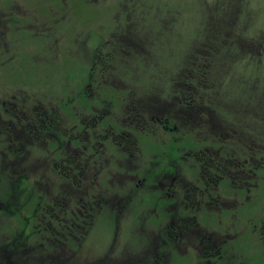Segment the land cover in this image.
I'll use <instances>...</instances> for the list:
<instances>
[{
    "label": "rangeland",
    "instance_id": "374dc122",
    "mask_svg": "<svg viewBox=\"0 0 264 264\" xmlns=\"http://www.w3.org/2000/svg\"><path fill=\"white\" fill-rule=\"evenodd\" d=\"M0 24V100L27 93L50 111L56 106L77 130L83 116L111 107L114 118L97 131L113 125L118 134L116 119L129 121L138 102L146 109L171 104L180 113L181 80L200 66L196 83L214 117L249 132L242 133L247 143L236 141V156L258 165L255 173L249 168L256 176L243 183L227 176L215 189L199 180L196 155L214 139L194 123L187 129L176 121L174 130L171 122L149 120L155 130L133 128L136 138H122L135 160L113 138L103 139L101 179L115 202L89 229L80 263L264 264V160L249 151L264 143V0H0ZM101 61L107 81L92 77ZM96 142L85 144L82 159L97 152ZM183 179L196 183L200 196L184 197ZM178 212L221 235L219 253L199 254L174 230ZM8 216L0 215V238L15 236Z\"/></svg>",
    "mask_w": 264,
    "mask_h": 264
},
{
    "label": "trees",
    "instance_id": "16d2710c",
    "mask_svg": "<svg viewBox=\"0 0 264 264\" xmlns=\"http://www.w3.org/2000/svg\"><path fill=\"white\" fill-rule=\"evenodd\" d=\"M107 68L105 61L95 63L92 67V77L98 75L101 81H107L109 75ZM198 70L200 66L196 70L194 66L188 72L191 76L181 80L183 98L179 104L183 107L180 113L175 111L171 104L169 106L163 104L162 109H159L160 106L146 109L145 102H138L133 108L135 110L131 111L133 117L129 116V121L126 120V116L119 113L123 116L119 117L120 120L116 119V124H120L123 132L118 134L113 125L111 128L107 127L106 133L97 131L104 126L103 121L106 118H114L109 116L112 114L111 107L97 112L95 108L94 116L88 114L83 116L77 130L76 125L66 126L64 116L56 106L51 104L50 111L29 94L23 95V102H26L25 114L29 116L23 126L24 132L15 131L13 125L7 126L5 119L0 118V127L7 126L2 129L0 135V215L7 213L9 215L7 218L15 221L10 224L15 229L14 238L19 240L23 234L31 232L33 223L31 221L36 220L38 225L34 232L45 237V248L43 250V246H40L39 252L43 251L47 264H98L97 261L80 263L77 253L84 245L85 237L94 221L106 207L113 206L115 202L111 200L110 190L102 184V170L105 167L103 155L106 150L102 140L113 138L119 148L128 152L132 160H135L136 154L127 150L122 136L131 142V139L136 138L133 128L155 130L156 128L147 124L149 120L166 124L171 122L170 126L174 130H178L176 121L187 129L194 123V127L200 128L203 137L210 136L214 139L210 146L196 153L202 165L201 178L209 185L208 187L217 188L216 184L221 182L220 179L227 176L235 183L246 177H249L251 182L252 177L256 176L254 173L258 165L249 167L246 160L236 156L235 148L236 141L239 143L249 141L242 135L246 132L249 137V132L238 128L239 125H230L229 121H226L228 125H225L214 117L217 115L209 108L204 93L200 92L196 83L202 82L199 72L194 73ZM29 99H32L33 104H28ZM7 103L9 106L10 102ZM170 110L173 111L172 114L168 113ZM10 111L16 112L15 108H11ZM129 128H132L131 131H127ZM250 135L257 137L258 133L250 132ZM93 138L97 139L95 144H91L97 149V152L94 151L96 154L94 152L92 155L87 154L82 159V152L84 154L89 152L85 144L89 145ZM80 141L84 142V147L77 146ZM130 146L137 151L135 144L130 143ZM250 148L251 153L259 155L256 162L264 160V143L253 142ZM224 154L228 157L225 158ZM184 179L183 183L178 182V186L186 188L184 197L188 195L194 197L195 193H199L196 183L187 181L186 185ZM177 215L171 226L174 230L185 233L182 236L189 241L188 243L194 244L199 254L219 253L222 240L220 241L218 236L222 237L221 235L217 232H204L195 218L180 216L179 212ZM17 216L21 218L23 224L14 220ZM27 222H31V225L25 224ZM64 222L74 224V230L70 231V225H65ZM57 224L61 229L55 227ZM53 230L54 237L49 235ZM170 230L172 234L174 230L171 227ZM59 236L64 238L60 239ZM9 238L10 236L0 238L2 259L0 264H9L7 246Z\"/></svg>",
    "mask_w": 264,
    "mask_h": 264
},
{
    "label": "flooded vegetation",
    "instance_id": "af4514ba",
    "mask_svg": "<svg viewBox=\"0 0 264 264\" xmlns=\"http://www.w3.org/2000/svg\"><path fill=\"white\" fill-rule=\"evenodd\" d=\"M7 28V26L5 25ZM2 25L0 24V31H3ZM7 47L6 45L3 48ZM13 59V57H11ZM15 100V101H12ZM23 95H11L0 100V118L5 119L7 126L13 125V129L17 132H24L23 126L28 121L29 116L25 114L26 102H23ZM9 106H8V103ZM15 108V113L11 112L10 109ZM7 126L3 127L6 128ZM0 127V135L2 129ZM12 128V127H11ZM96 154V152H94ZM200 181L204 182L200 176ZM188 181V180H187ZM189 196V195H188ZM200 196L199 193L194 194V198ZM190 197V196H189ZM189 200V199H187ZM32 231L26 235L23 234L21 239L10 237L8 240V253H9V264H47L43 257V251L39 252V247L45 248L46 240L43 234H36L35 228H37V221L33 220ZM30 223H25L31 225ZM23 224V221L21 222ZM49 235L55 236V230ZM170 235V234H169ZM133 262H130L131 264ZM108 264V263H106ZM137 264H143L142 260H139Z\"/></svg>",
    "mask_w": 264,
    "mask_h": 264
}]
</instances>
